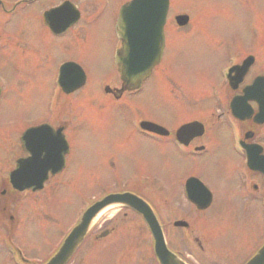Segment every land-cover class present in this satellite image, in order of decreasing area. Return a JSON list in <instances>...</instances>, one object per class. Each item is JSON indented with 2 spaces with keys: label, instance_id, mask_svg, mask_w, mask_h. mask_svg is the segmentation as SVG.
Wrapping results in <instances>:
<instances>
[{
  "label": "rangeland",
  "instance_id": "374dc122",
  "mask_svg": "<svg viewBox=\"0 0 264 264\" xmlns=\"http://www.w3.org/2000/svg\"><path fill=\"white\" fill-rule=\"evenodd\" d=\"M6 1H13L14 4L17 0ZM57 1L42 0L20 9L14 15L8 17L1 15V22L7 23L4 28L9 44L6 47L8 50L0 54V84L5 88L3 102L0 105V159L8 160L9 163L12 158L5 154L4 151L7 149L4 146L14 145L15 136L20 129L47 116V103L53 90L52 79L55 75L51 63L66 54V50L57 47L51 51L47 64L42 65L40 62L45 56L43 52L41 55L36 51H27L32 47L31 41H42L47 38L50 43L51 38L54 39L42 27L40 13ZM73 1L83 6L85 18L91 13L87 12L85 7L94 11L97 2V0ZM124 1L126 0H101L102 9L97 10L90 23L83 26L82 32L79 33L80 29L77 28L70 34L72 37L77 30L80 40L83 33L85 40H97V43L80 48L82 52L79 58L89 76L85 91L78 92L72 98L65 95L60 105L59 120L60 117L64 121L68 119L64 113L70 109V105L71 109L68 110L67 116L72 120V127L68 131L72 151L69 166L61 179L59 177L55 179L57 186L60 187L51 189L53 183L56 185L55 182H51L47 185L48 191L44 190L45 192L35 197H26L18 207L14 205L18 204L21 198L17 202H11L0 194V211L4 214L3 219L8 220L12 214L17 215L19 219L22 217L23 221L19 224L22 239L19 242L33 259L43 258L47 251L52 252L59 246L63 236L80 215L83 205L100 196L104 185L108 190L113 188L108 187L124 181L134 187L138 181L134 177H148L149 186L156 192L159 188L157 185L159 176L174 179V173L165 174V171L182 165V162H178L180 158L169 145L148 141L134 132L132 129L135 128L137 119L153 120L168 128L175 127L194 109L179 107L196 104L197 110L199 105L216 103L214 95L208 93L213 88L220 69L231 56H239L243 52L244 56L256 55L261 63L264 60V0H171L174 12L182 11L190 15L192 20L190 28L185 35L183 33L171 35L163 66L156 71L151 81L147 82L142 92L132 97L125 95L126 104H114L102 93L105 84L111 86L119 84L112 63L107 61L103 54V57L96 54V59L90 61L82 53L89 49L96 50L99 41L109 39L116 44L112 34L113 17L119 4ZM170 26L173 32V24ZM11 34L15 35V41L25 43L27 50L12 49L11 47L16 44L8 37ZM178 109H184L185 112ZM195 117H198V113ZM58 118L51 121L56 122ZM11 132H14V135L8 137ZM211 146L216 148L219 142L215 141ZM237 159H232L231 156L224 161L222 159L223 167L225 162L228 166L227 162ZM5 169L6 167H2L0 174H3ZM202 175L204 181L213 186L216 193H220L218 186H227L225 181L228 179L225 175H222L219 181L213 178L214 175L211 173L204 172ZM1 176V179L6 178ZM2 189L0 184V191ZM156 196L163 197L157 194ZM215 204L218 208L226 204L228 207L232 205L225 220L219 216L209 224L207 230L211 232L210 240L226 242L230 247H235L250 237L253 216L248 213L249 206L242 205L234 209L238 200L230 201L223 195H217ZM112 216L113 213L100 215L97 224L103 222L102 228L94 232L90 240H97L99 233L110 225ZM120 217L121 215H118V218ZM221 224H224L223 228L228 229L227 235L220 227ZM180 234L183 232L176 230L168 232L169 240L174 247L176 245L173 242ZM139 238L143 239L138 240L137 251L143 256L148 245L144 234ZM103 244L104 249L101 250L110 253L111 257H115L119 262L132 258L134 244L127 248H122L115 240ZM180 246L190 248L188 245ZM90 248L92 247H89L87 252L81 251L77 256L81 260L84 258L80 256L88 258L100 254L108 256L105 252L98 250L94 252V249ZM181 251L192 256L199 264H203L199 259L204 256L201 251L195 255L189 249ZM141 261L142 259L139 260ZM238 261L234 258L232 262L238 264ZM91 262L93 261L90 259L87 264H92Z\"/></svg>",
  "mask_w": 264,
  "mask_h": 264
},
{
  "label": "flooded vegetation",
  "instance_id": "af4514ba",
  "mask_svg": "<svg viewBox=\"0 0 264 264\" xmlns=\"http://www.w3.org/2000/svg\"><path fill=\"white\" fill-rule=\"evenodd\" d=\"M70 1L73 2L77 8V11L79 12V18L76 24L67 29L64 33L54 36L42 22V27L45 29V31L49 33L51 37L58 40V42L52 38L50 43L47 38L42 41L34 40L32 42V47L27 50L25 43L15 41V35L11 34V36L8 37L11 38L16 44L11 48L17 50L24 49L29 52L36 51V53H41V55L43 52L45 56H43L44 59H41L40 62L43 65L47 64L49 58L51 57V51L59 47V49L66 50V52L69 51L71 56L67 55L68 53H66L59 60L52 62L51 67L53 70H56L59 64L64 62H74L79 64L84 69V71H87L84 64L82 63V60L79 58V55L81 54L80 48L84 47L83 44L85 47L95 45L97 40L90 39L84 43L85 38L83 37V33L81 40L79 39L78 35L80 32H82L83 26L89 24L90 20L95 17L97 10H100V5H98L100 0H97L94 11L91 9L87 10L85 7L87 12H91L86 18L84 16L83 6L78 5L73 0ZM37 2H33V4ZM5 5L1 1L0 17L1 15L6 17L14 15L21 9V7H23H14V10H10L12 7L7 5L5 7ZM51 8L52 6L49 5L47 10ZM77 28L80 29L79 33H77L76 30L71 37L70 34ZM165 29L167 33L165 40L167 42V35L171 32L168 23L166 24ZM5 31L6 28H4V24H0V54H3V52L8 50L6 47L9 43L6 39L7 35L5 34ZM69 41L70 43H68ZM10 42L13 43L12 41ZM98 43L99 45L96 50L89 49L82 54L85 55L90 61L96 59V54L101 56L103 54L104 58L109 61L110 55L112 57L115 43L109 41V39L103 42L99 41ZM250 56L251 54L245 55L244 58L241 57L239 64H242L243 60ZM231 76L232 80L231 82H228V86H226L228 91L223 94L221 99H217V109L208 115L206 121H199L203 125V130L201 129L200 131L190 133L192 135L191 138L188 139V141L185 143V146H183V149L186 150L185 153L181 154L178 152V150H176L177 148L175 147L173 141V139H177V130L175 128L166 129L169 131V134L166 137H161L163 138V141H161L160 144L169 145L172 148L174 154L180 158L178 162H182V165L177 168H172L175 177L171 181L166 182L162 179L157 180L159 181V188H157L156 194L163 197L159 198L156 196V200H158L157 205L155 204L156 208L154 209L153 206H151L154 209L159 222L164 227L163 231H165V234L168 233L169 230L173 232V229L176 231L184 230L186 235H180V241H183L184 244H189L200 250L204 254V259L207 261V264H234L232 262L234 258L239 260L238 263L240 261L243 263L252 255V253H250L252 249L250 245L243 246L242 244H238L235 247H230L226 242H217V244L213 240H210L211 234L208 230L204 232L203 237L201 236V228H207L208 220H210V213L209 215H206L204 212L211 209V212L214 214H219L221 211H224V209L227 210L228 204L219 208L217 204H215V198L217 195H223L229 199L233 198V196L236 197L238 200H240L241 206L245 205L250 207L248 212H252L253 210H261L259 206L260 200L262 197H264V96L262 97V95H264V60L261 63L258 61L256 55H254L251 66L247 68L245 75L238 79V81H236L234 74ZM257 78L263 79V81L260 82V84L262 83L263 85V89L258 90L249 96H245L244 90L247 87L252 86L253 82ZM0 86L1 90L3 91L4 86L1 84ZM125 88L126 87L122 86L121 91L118 90V87H114L112 90H105L104 88L103 93H105L107 98L112 99V101H123L125 98L124 96L126 94H130L125 92ZM122 91L124 93H122ZM233 101H240L236 107L237 117L233 116L230 111L231 103H233ZM259 110L263 111L260 116H258ZM58 114L59 110H57L54 114L55 120L58 118ZM61 114L62 112H60V116ZM52 122L53 121L44 123L49 124L53 128L63 129V133L67 138L66 132L69 127L68 123L62 119L59 120V118L58 121ZM234 131L236 132V136L238 138V148H236L234 145ZM200 132H202V135H198ZM20 133L15 136L16 142L13 146L11 144L10 146H4L7 149L5 153H13L14 165L19 158H24L27 156L24 154V149L20 140ZM142 134H145V136L148 135L145 133V131L142 132ZM143 135L140 134L141 137L147 139ZM10 136L12 135L8 134V137ZM215 141L219 142V146L216 148L211 146ZM230 156L232 159H238L230 160L228 162V167H223V161L227 158H230ZM249 161L250 164L255 167V169H253L251 165L249 166ZM2 164H4V162L0 161V166H2ZM204 172L211 173L214 175L213 178L217 179L218 181L219 179H222V175L227 174L229 177V179L225 181L227 186H218V191L220 193H216L213 186L211 187L204 181L202 175ZM55 176H53L51 179L49 178L50 181L56 179L57 176ZM192 177L201 181L203 185L211 192V204L209 208L205 209L204 211L197 210L194 205H191L186 200L185 182L187 179ZM147 186L148 184L146 180H139L137 183H135L133 188L130 186H118L115 187L117 189H113L110 192H137L136 190L146 191ZM2 187L3 189L0 191L1 196L13 198L12 200L19 199V196L21 195L35 193L33 191L26 192L14 190L10 183L6 180H3ZM138 194L141 195L140 192H138ZM149 203L152 204L151 202ZM118 215H121V217L118 218ZM3 218L4 214L0 213V220L3 221ZM11 219H13V217H11ZM179 220L184 221L187 225L185 227H174V222ZM102 223L99 224L96 231L102 228ZM109 223L110 225L108 224L107 228L104 230L107 234H105L103 237L98 236L97 240H93L95 245L97 244L99 246L108 241L110 242V240H115V242H119L122 247H128L132 243L131 237L134 232L139 233L140 230V232L145 231V225L142 220H140L138 215L130 209H120L118 214L110 218ZM8 226L0 225V264H14V261L9 254V251H12V247L16 248L15 251H17V253L20 255L23 264H37V262L41 263L43 260H45V258L33 259L30 257L25 247L20 245V235L17 231V226L14 227V230L13 227L11 228L10 226L8 230ZM109 226L111 227L108 228ZM173 237H175V235H173ZM166 238L168 240V244L170 245L171 240H169L167 235ZM176 239H179V237ZM255 244L258 245L259 243ZM18 245L22 248V252L19 250ZM82 258L84 259L81 260L79 258L76 261H73L71 264H87L90 259L93 261L91 262L92 264H131L130 259L121 260L120 263L115 259V257L111 256H92L91 258ZM121 259L123 258L121 257Z\"/></svg>",
  "mask_w": 264,
  "mask_h": 264
},
{
  "label": "water",
  "instance_id": "95a60500",
  "mask_svg": "<svg viewBox=\"0 0 264 264\" xmlns=\"http://www.w3.org/2000/svg\"><path fill=\"white\" fill-rule=\"evenodd\" d=\"M153 1L161 2L162 0H138L131 5L132 16L133 17H141L142 5H153ZM145 2V3H143ZM165 2V1H164ZM157 3V2H156ZM158 5V3H157ZM146 38V37H144ZM135 48H142V46H135ZM131 66L123 67L120 70L122 79L125 82H130L132 85H137L142 81L144 77H146L150 71L151 63L153 61V55L150 56V53H138L135 49H133L131 54ZM127 195H111L104 198L102 201L95 203L91 206L82 216L77 226H75L72 231L65 238L61 247L57 251V253L46 263V264H66L70 258L73 256L79 245L83 242L85 236L91 228V223L96 215L104 208L114 205V204H122L128 203V205L132 206L138 212L142 213L146 220L148 221V225L150 231L152 233L154 239V251L155 256L159 260L160 264H183L181 263L175 256H173L169 250H167L164 239L161 231H159V227L155 221L153 215L146 211L145 207L141 205L140 202L137 201H129L127 202ZM192 201L196 202V198L190 195ZM247 264H264V246L260 249V251L255 255Z\"/></svg>",
  "mask_w": 264,
  "mask_h": 264
}]
</instances>
